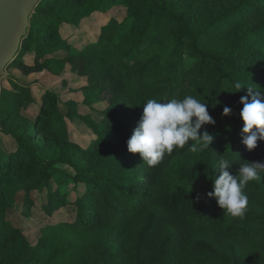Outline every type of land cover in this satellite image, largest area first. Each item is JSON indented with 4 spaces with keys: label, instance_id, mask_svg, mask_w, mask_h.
Listing matches in <instances>:
<instances>
[{
    "label": "trees",
    "instance_id": "1",
    "mask_svg": "<svg viewBox=\"0 0 264 264\" xmlns=\"http://www.w3.org/2000/svg\"><path fill=\"white\" fill-rule=\"evenodd\" d=\"M103 5L125 7V21L112 19L96 43L73 49L66 28L80 27L85 7ZM31 22L8 68L59 74L70 64L87 79L83 91L100 119L55 92L38 103L31 87L1 86L0 128L16 148H0V264H242L237 243L252 236L264 262V173L244 189L243 217L207 195L219 159L230 161L231 174L264 162V141L252 151L242 143L239 102L246 86L264 91V0H42ZM236 82L245 87L237 91ZM188 95L215 120L200 130L214 136L208 148L193 152L189 141L156 166L128 152L148 99ZM32 108L34 121L21 116ZM76 121L91 131L89 142L72 139ZM21 191L45 193L40 208L49 217L72 207L74 220L48 226L32 247L9 216Z\"/></svg>",
    "mask_w": 264,
    "mask_h": 264
},
{
    "label": "clouds",
    "instance_id": "2",
    "mask_svg": "<svg viewBox=\"0 0 264 264\" xmlns=\"http://www.w3.org/2000/svg\"><path fill=\"white\" fill-rule=\"evenodd\" d=\"M237 91L245 87L239 82L234 84ZM247 95L240 98L243 108L240 117L243 121L242 143L248 151L264 141V91L246 86ZM142 115L131 137L127 140L129 153H138L143 163L156 166L165 154H171L175 148L183 149L189 141L190 150L196 152L208 148L214 136L207 130L201 133L206 124H215L208 112V105L191 95L182 100L172 98L166 101L148 99L143 105ZM224 106L223 115L231 113ZM232 164L226 158L218 160L213 179V191L207 195L215 197L218 206L234 217H243L248 205V196L244 189L250 181H261L264 162H245L239 165L235 174L230 173ZM217 171L219 175H216Z\"/></svg>",
    "mask_w": 264,
    "mask_h": 264
},
{
    "label": "rangeland",
    "instance_id": "3",
    "mask_svg": "<svg viewBox=\"0 0 264 264\" xmlns=\"http://www.w3.org/2000/svg\"><path fill=\"white\" fill-rule=\"evenodd\" d=\"M85 18L81 21L77 29L66 28V35L71 41L73 49L81 51L89 45L98 41L101 28L109 24L112 19L123 23L127 17L126 8L120 5H103L97 7H85L83 10ZM30 33V32H29ZM29 35V34H28ZM19 56V55H18ZM18 58V57H17ZM17 60V59H16ZM16 62V61H15ZM14 62V63H15ZM30 64V59H27ZM12 65V64H11ZM10 81L13 84L31 87L36 102L46 91H52L62 97L63 101H70L78 104L79 111L84 115H90L94 119H100V115L94 114L93 107L87 103L83 88L87 86V79L78 74V70L70 64H66L63 71L59 74H53L48 70H42L34 73H24L21 68H7L6 76L1 81V86L9 87ZM97 112L106 108V104L100 103L95 107ZM38 113L37 108H32L27 112L22 110L21 116L30 121H34ZM72 139L79 143L89 142L93 135L82 123L76 121L71 124ZM12 128V127H11ZM15 130V126L12 130ZM0 148L3 153H11L15 150V140L1 132L0 128ZM59 156V151L55 150L50 158ZM46 197L44 194L32 193L28 195L21 191L14 198L12 212L9 213L14 226L23 227V233L32 247H36L43 239L45 230L50 225H56L62 222H70L75 218V211L72 207H67L54 213L51 217L46 215L45 209L40 208ZM8 216V217H9ZM48 234V233H47ZM259 237L252 236L246 240L237 243L238 256L242 264H264L259 261L251 249V245L258 241ZM264 243V240H260Z\"/></svg>",
    "mask_w": 264,
    "mask_h": 264
},
{
    "label": "water",
    "instance_id": "4",
    "mask_svg": "<svg viewBox=\"0 0 264 264\" xmlns=\"http://www.w3.org/2000/svg\"><path fill=\"white\" fill-rule=\"evenodd\" d=\"M42 0H0V94L7 68L20 54L31 19Z\"/></svg>",
    "mask_w": 264,
    "mask_h": 264
}]
</instances>
